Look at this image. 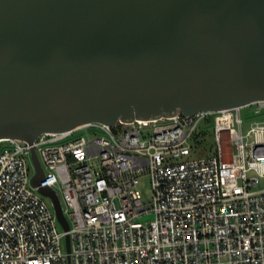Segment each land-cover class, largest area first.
I'll return each instance as SVG.
<instances>
[{"label": "built area", "instance_id": "2783aa9c", "mask_svg": "<svg viewBox=\"0 0 264 264\" xmlns=\"http://www.w3.org/2000/svg\"><path fill=\"white\" fill-rule=\"evenodd\" d=\"M243 110L254 116L246 127ZM204 124L216 155L190 158ZM33 149L44 173L37 186ZM145 176L148 204L138 187ZM263 178L264 99L90 122L32 144L0 140V264H264ZM41 187L58 196L68 230Z\"/></svg>", "mask_w": 264, "mask_h": 264}, {"label": "water", "instance_id": "95a60500", "mask_svg": "<svg viewBox=\"0 0 264 264\" xmlns=\"http://www.w3.org/2000/svg\"><path fill=\"white\" fill-rule=\"evenodd\" d=\"M262 99L264 0H0V140Z\"/></svg>", "mask_w": 264, "mask_h": 264}, {"label": "rangeland", "instance_id": "374dc122", "mask_svg": "<svg viewBox=\"0 0 264 264\" xmlns=\"http://www.w3.org/2000/svg\"><path fill=\"white\" fill-rule=\"evenodd\" d=\"M248 113L247 110H243L242 114L245 115L246 119V125L248 122L254 119V116L246 114ZM121 127V126H120ZM122 128V127H121ZM201 131L197 134V138L192 142L191 147V153L189 154L190 158H205V157H211L216 155V141H215V135L213 132L212 125H202ZM139 190L141 194L143 195V201L144 203H149L152 201V189H151V182L150 177L145 176L142 177L139 183ZM264 188V178L259 182L257 190H262Z\"/></svg>", "mask_w": 264, "mask_h": 264}]
</instances>
